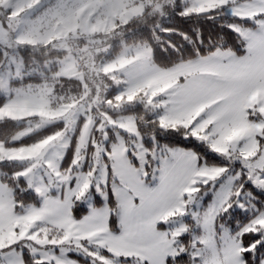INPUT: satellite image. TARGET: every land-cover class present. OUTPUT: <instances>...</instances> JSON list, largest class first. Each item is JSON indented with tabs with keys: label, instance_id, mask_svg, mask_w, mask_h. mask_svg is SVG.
<instances>
[{
	"label": "snow or ice",
	"instance_id": "snow-or-ice-1",
	"mask_svg": "<svg viewBox=\"0 0 264 264\" xmlns=\"http://www.w3.org/2000/svg\"><path fill=\"white\" fill-rule=\"evenodd\" d=\"M0 264H264V0H0Z\"/></svg>",
	"mask_w": 264,
	"mask_h": 264
}]
</instances>
